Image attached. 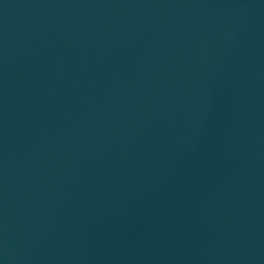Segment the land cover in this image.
Instances as JSON below:
<instances>
[{
	"label": "water",
	"instance_id": "obj_1",
	"mask_svg": "<svg viewBox=\"0 0 264 264\" xmlns=\"http://www.w3.org/2000/svg\"><path fill=\"white\" fill-rule=\"evenodd\" d=\"M0 264H264V0H0Z\"/></svg>",
	"mask_w": 264,
	"mask_h": 264
}]
</instances>
